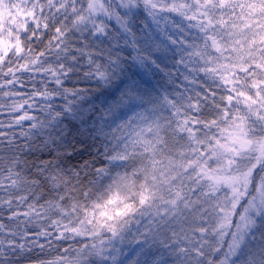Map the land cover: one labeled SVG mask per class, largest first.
Returning a JSON list of instances; mask_svg holds the SVG:
<instances>
[{
    "label": "snow or ice",
    "instance_id": "obj_1",
    "mask_svg": "<svg viewBox=\"0 0 264 264\" xmlns=\"http://www.w3.org/2000/svg\"><path fill=\"white\" fill-rule=\"evenodd\" d=\"M0 264H264V0H0Z\"/></svg>",
    "mask_w": 264,
    "mask_h": 264
}]
</instances>
